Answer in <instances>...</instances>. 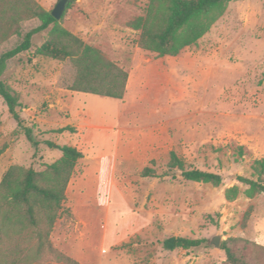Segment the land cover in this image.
<instances>
[{
    "label": "rangeland",
    "instance_id": "374dc122",
    "mask_svg": "<svg viewBox=\"0 0 264 264\" xmlns=\"http://www.w3.org/2000/svg\"><path fill=\"white\" fill-rule=\"evenodd\" d=\"M35 1L51 11L58 0ZM148 2L72 0L60 19L127 71L121 99L70 89L72 60L36 54L50 27L6 61L1 79L18 97L21 125L0 96V179L11 165L42 171L61 156V145L81 151L49 234L76 264H226L223 250L209 242L216 234L261 246L263 260L264 192L246 195L236 177L256 178L254 162L264 159V0H230L175 56L139 47L131 23ZM38 24L21 21L0 54ZM170 152L185 168L219 174L221 183L164 174ZM145 166L158 176H141ZM232 186L238 193L228 200ZM169 236L206 242L166 250ZM39 264L59 262L46 256Z\"/></svg>",
    "mask_w": 264,
    "mask_h": 264
},
{
    "label": "trees",
    "instance_id": "16d2710c",
    "mask_svg": "<svg viewBox=\"0 0 264 264\" xmlns=\"http://www.w3.org/2000/svg\"><path fill=\"white\" fill-rule=\"evenodd\" d=\"M230 0H149L143 16L131 23L139 30V47L160 56H175L183 48L201 38L224 12ZM70 0L64 9L69 8ZM63 11V13H64ZM51 11L45 10L35 0H0V44L14 34H19L20 22L31 18L39 24L27 31L23 40L0 54V96L9 113L21 125L17 107L18 97L1 79L8 59L31 47L33 34L50 27L45 41L36 54L58 60L70 58L76 74L71 90L121 99L125 93L128 73L112 61L103 58L100 51L86 44L77 35L61 25ZM70 129L66 126L60 130ZM26 136L29 129H26ZM4 147L0 148V154ZM61 156L42 171L32 167L11 165L0 179V264H39L46 256L59 264H76L71 257L54 248L49 234L65 198V189L71 173L82 157L81 151L70 145L58 147ZM164 174L179 171L184 179L211 183L217 186L219 174L196 168H185L184 161L170 152ZM256 178L238 175L236 180L245 185V194L252 196L264 192V159L253 165ZM141 176H158L154 169L145 166ZM238 193L237 186L225 190V197L232 200ZM27 231H29V234ZM27 233V235H26ZM34 239L31 247L26 245ZM205 239L169 236L162 241L166 250L190 249L203 245ZM226 264H264L258 258L261 246L238 238L220 242Z\"/></svg>",
    "mask_w": 264,
    "mask_h": 264
},
{
    "label": "water",
    "instance_id": "95a60500",
    "mask_svg": "<svg viewBox=\"0 0 264 264\" xmlns=\"http://www.w3.org/2000/svg\"><path fill=\"white\" fill-rule=\"evenodd\" d=\"M70 0H58L56 5L54 6V8L51 10V15L55 18V19H59L66 7V4L69 2ZM210 244L213 245L216 248H220V242H221V237L219 234H216L214 236H212L210 238Z\"/></svg>",
    "mask_w": 264,
    "mask_h": 264
}]
</instances>
